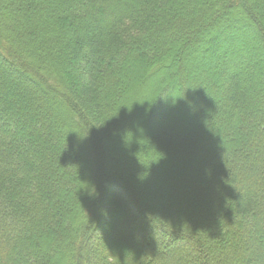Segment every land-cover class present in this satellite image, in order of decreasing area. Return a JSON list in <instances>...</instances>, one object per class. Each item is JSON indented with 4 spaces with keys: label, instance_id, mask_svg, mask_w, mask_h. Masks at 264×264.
I'll list each match as a JSON object with an SVG mask.
<instances>
[{
    "label": "trees",
    "instance_id": "trees-1",
    "mask_svg": "<svg viewBox=\"0 0 264 264\" xmlns=\"http://www.w3.org/2000/svg\"><path fill=\"white\" fill-rule=\"evenodd\" d=\"M0 264H264V0H0Z\"/></svg>",
    "mask_w": 264,
    "mask_h": 264
},
{
    "label": "clouds",
    "instance_id": "clouds-1",
    "mask_svg": "<svg viewBox=\"0 0 264 264\" xmlns=\"http://www.w3.org/2000/svg\"><path fill=\"white\" fill-rule=\"evenodd\" d=\"M124 140H125V136H124ZM125 142H126V140H125ZM126 143H128V142H126ZM160 158V157H159ZM157 161V160H156Z\"/></svg>",
    "mask_w": 264,
    "mask_h": 264
}]
</instances>
